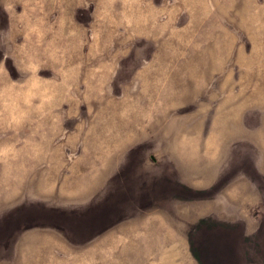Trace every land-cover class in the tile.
Listing matches in <instances>:
<instances>
[{"label": "rangeland", "instance_id": "1", "mask_svg": "<svg viewBox=\"0 0 264 264\" xmlns=\"http://www.w3.org/2000/svg\"><path fill=\"white\" fill-rule=\"evenodd\" d=\"M0 264H264V0H0Z\"/></svg>", "mask_w": 264, "mask_h": 264}]
</instances>
